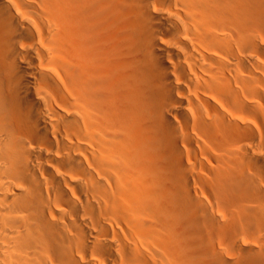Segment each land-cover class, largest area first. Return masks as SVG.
Wrapping results in <instances>:
<instances>
[{"label": "bare ground", "instance_id": "bare-ground-1", "mask_svg": "<svg viewBox=\"0 0 264 264\" xmlns=\"http://www.w3.org/2000/svg\"><path fill=\"white\" fill-rule=\"evenodd\" d=\"M0 264H264V0H0Z\"/></svg>", "mask_w": 264, "mask_h": 264}]
</instances>
